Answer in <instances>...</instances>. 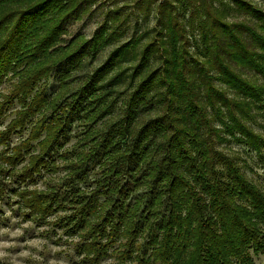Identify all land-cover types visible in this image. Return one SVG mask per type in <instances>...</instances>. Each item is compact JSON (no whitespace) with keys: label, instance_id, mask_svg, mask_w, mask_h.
<instances>
[{"label":"clouds","instance_id":"clouds-1","mask_svg":"<svg viewBox=\"0 0 264 264\" xmlns=\"http://www.w3.org/2000/svg\"><path fill=\"white\" fill-rule=\"evenodd\" d=\"M80 2L62 0L14 51L5 45L15 21L0 24V264H203L199 222L216 217L214 201L246 210L244 222L264 233L248 200L215 190L223 181L264 198V93L256 100L223 83L218 65L257 89L264 77L218 52L223 34L212 21L243 23L262 35L264 28L234 0H169L163 12L160 0H91L52 36ZM247 3L264 11V0ZM116 9L95 54L56 74V64ZM172 21L181 26L179 38L167 26ZM236 35L264 54L245 33ZM122 45L85 106L72 110L82 86ZM157 119L164 125L158 130L149 123ZM247 253L251 264H264V254ZM240 258L221 257L228 264Z\"/></svg>","mask_w":264,"mask_h":264},{"label":"trees","instance_id":"trees-1","mask_svg":"<svg viewBox=\"0 0 264 264\" xmlns=\"http://www.w3.org/2000/svg\"><path fill=\"white\" fill-rule=\"evenodd\" d=\"M191 3L192 0H182V4ZM234 3L237 5V10L250 12L258 21V27L264 28V11L254 8L251 4L247 3V0H234ZM11 6L15 7L11 8ZM63 6L62 0H0V14L4 15L1 24L11 19H14L15 21L12 37L8 42H6L5 46L14 51L16 42H18L26 34L27 30L32 25L39 23V20L46 13L51 11L52 8ZM171 7L172 5L169 3V0L160 1V8L162 12ZM72 13H74V8L59 22V24H57L56 28L53 29L52 36L60 30L59 27H61V23L66 21ZM178 15H180V13H178ZM158 23H162V21H158ZM212 25L223 34L222 38L218 41V45H220L218 52L223 53L226 60L229 62L233 64L242 62L241 65L254 68L262 77H264V54L258 51L250 50L240 37L236 35V33H247L246 36L249 37V42L253 43L254 46L259 49H264V35L256 32L250 26L239 22L228 24L225 21L214 19L212 21ZM167 26L170 27L173 34L179 38V29L181 26L175 21H172ZM107 27L108 25L104 24L94 33V38L89 41L90 45L87 47L88 49L94 50L98 47V44L101 41L103 33ZM196 27H199V25H196ZM159 35H162V33H159L158 36ZM52 36L47 37L42 43L47 44V40L52 39ZM206 39L207 36L202 34L201 41L204 42ZM188 43V41H185L186 45ZM123 48L124 46L122 45L120 48L113 50L104 64L98 67L92 74V78L95 79L97 77H101V75L113 65L115 59L121 54ZM169 63H174V61H170ZM218 70L222 74L224 83L228 84L230 87L236 88L243 94L249 95L253 99L259 100L261 93H264V89H257L252 85L247 84L246 81L241 79L223 62L219 63ZM133 75H135V73H133ZM154 75L155 72L150 74L144 81L141 82L137 92L133 94L134 98L141 90L148 87L149 82L152 80ZM91 81L95 82V80ZM91 81L89 82L90 86L91 84H94L91 83ZM109 82L107 85L110 86L112 83H115V80ZM87 87L88 85L86 88ZM182 88L183 85L181 84L178 86L177 91L179 92ZM186 111L189 118L195 115L194 106L189 107ZM149 123L157 130L164 126L160 124L159 119L150 121ZM148 126L149 125L146 124L144 128L141 129V133H143ZM167 127H171V125H167ZM179 135V133H176L171 137V140L175 142L176 147H178L181 143L178 139ZM169 147H173V145L170 144ZM180 151L183 153L184 150L181 149ZM190 167H195V165L192 164ZM157 178H159V176ZM172 182L177 183L178 185L176 177L172 178ZM127 184L128 182L125 181L120 190L123 189L125 191ZM205 187L207 189H212L213 185L206 183ZM215 190L217 192L227 191L230 194L235 193L238 197L248 200L251 203V215L257 220L264 222V198L259 197L255 193H248L242 185L237 188L236 185L223 181H218ZM150 202L151 201H149V203ZM213 203L216 205V217L213 218V216L209 214L204 216L199 222L203 264H228L227 261L221 259L222 256H225L228 253L241 254L240 264H251L252 257L248 255L247 249L251 248L254 253H264V233H261L257 227L244 222L242 217L248 215L246 210L238 209L234 211L223 201H214ZM197 210H199V207H197ZM172 222L173 220L170 218L168 223L171 224Z\"/></svg>","mask_w":264,"mask_h":264},{"label":"rangeland","instance_id":"rangeland-1","mask_svg":"<svg viewBox=\"0 0 264 264\" xmlns=\"http://www.w3.org/2000/svg\"><path fill=\"white\" fill-rule=\"evenodd\" d=\"M161 1V0H160ZM91 2V0H81V2L79 3V4H77L76 5V7L74 8V13H72L71 15H69V17H68V19L66 20V21H64L63 23H61V27H59L60 28V30H62L64 27H65V25H66V23L74 16V15H76L83 7H85L88 3H90ZM102 2H103V0H102ZM8 7H10V6H8ZM13 7H15V6H11V8H13ZM100 7V5H97V8H99ZM93 11H95V9L93 10ZM120 11H121V9H116V10H113V11H110V12H108L107 14H106V16H105V22L103 23V24H101L100 25V27L102 26V25H104V24H107L108 25V23H106L107 21H108V18L109 17H115V16H117V15H119V13H120ZM3 21V19H0V24H1V22ZM10 21H13L14 22V19H11ZM257 21V20H256ZM257 26H259V23H258V21H257ZM100 27H98L97 29H96V31L100 28ZM252 28V27H251ZM95 31V32H96ZM256 31V30H255ZM256 32H258V31H256ZM260 33V32H259ZM159 34V33H158ZM157 34V35H158ZM77 35H79V32H77V33H75L74 35H73V37L71 38V39H75L76 38V36ZM245 35H247V33H245ZM94 36V35H93ZM248 37V36H247ZM94 37H92V38H90L89 40H86V41H84L82 44H80L79 45V47L76 49V50H74L73 52H71V53H69L63 60H61V61H59L57 64H56V66H55V68H54V72L56 73V74H61V73H64V72H66L68 69H69V67H71V66H73V65H75L76 63H77V61L79 60V58L80 57H82V55H84V54H92V55H94L95 54V52H94V50L93 49H88L87 47L90 45V43H89V41L91 40V39H93ZM51 39H48L47 40V42H49ZM248 40H249V37H248ZM69 42H71V41H69ZM149 47H151V45H149ZM256 48H258V47H256ZM86 51V52H85ZM85 52V53H84ZM77 57V58H76ZM186 63H187V61H186ZM139 66L140 65H137V67H136V69H134L133 70V73H135L136 74V72L139 70ZM241 70H251V71H253L255 74H258V75H260L254 68H251V67H249V66H244V65H241ZM100 77H97V78H95V79H93L92 78V76H91V78L89 79V81L85 84V85H83L82 86V89L80 90V92L76 95V99L73 101V103H72V105H71V109L72 110H75V109H77L78 107L79 108H83L84 106H85V104H84V102L87 100V96L88 95H90L92 92H94V91H96L95 90V82H92L91 80H97V79H99ZM91 81V83H94V84H91V86H90V84H89V82ZM222 82L224 83V80L222 79ZM110 83V82H109ZM88 85V87L86 88V86ZM109 85H105L104 87H108ZM94 90V91H93ZM71 111V110H70ZM121 192H124V190L122 189V190H120ZM262 254H264V253H262Z\"/></svg>","mask_w":264,"mask_h":264}]
</instances>
